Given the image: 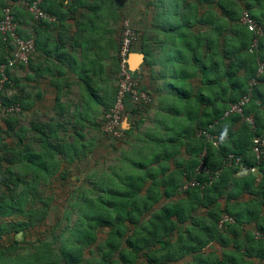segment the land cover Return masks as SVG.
I'll list each match as a JSON object with an SVG mask.
<instances>
[{
    "label": "trees",
    "instance_id": "1",
    "mask_svg": "<svg viewBox=\"0 0 264 264\" xmlns=\"http://www.w3.org/2000/svg\"><path fill=\"white\" fill-rule=\"evenodd\" d=\"M68 1H42V8L56 17L55 23L33 19L21 5L22 0H12L6 4L0 2L2 10L6 6L12 7L17 22H21V12L24 20L25 15H28L32 25L42 28L44 33L48 30L56 32L54 39L44 45L33 33H22L17 28L20 36L34 39L35 51L27 64L14 66L23 68L27 72L26 77L19 79L11 76L8 69V78L12 84L6 83L4 89H13L14 92L10 95L2 94L3 104L18 103L20 110L8 114L0 111V264H135L138 252L172 234L176 222L189 216L190 210L195 207L193 199L196 204L210 208L209 214L215 225L223 212L232 215L235 223H241L239 216L247 214L248 222L243 221V262L246 263L245 258L248 259L247 262L253 258L264 260V239L253 238L255 230L264 235V217L258 211L241 213L228 207L215 210V204L221 198L235 199L243 190L249 194L257 193L264 202V179L256 184L255 179L250 181L243 179L245 176L236 175L238 166L223 168L227 154L234 153L242 156L244 166H258L264 174V160L257 161L252 151L253 137L264 133V112L261 110L264 107V74L256 77V84L250 90V99L243 107V114L234 113L227 117L223 115L231 103L237 102L247 93L249 81L256 75L258 61L264 62V33L257 35L241 21L243 13L247 12L250 18L262 25L264 0L247 1L244 6L243 0H147L142 31L139 33L129 21L121 27L118 44L115 38L108 35L106 25L103 27L100 24L99 16L103 12V19L106 21L117 18L119 0ZM112 3L116 4L115 9ZM253 4H259L260 9L254 11ZM80 8L82 10L75 20L76 29L70 36V48L77 43L80 48L78 57H75V52L69 50L63 40V32L67 29L63 18H69V12H78L77 9ZM71 18H74L73 15ZM126 29L134 33V39H130L129 51L144 54L140 72H131L133 79L144 70L146 78H149V87L136 82L137 87L149 94L156 93L158 101L154 109V121L158 127L166 126L170 135L164 139L146 131L139 137L147 143V147L138 146L135 152L137 158H129L130 164L139 168L140 172L127 171L120 174L114 171L92 182L90 187H79L90 188L96 196L84 197L81 201L83 205L78 206L82 215L73 227L77 230L72 233V242L67 243L65 238L53 252L48 248V243L40 239V244L27 255L17 254L16 250L25 241L16 240L15 234L18 231H22L23 235L27 234L48 215L52 196L48 195L43 199L41 191L55 181L53 178L57 179L56 183H60L59 179L66 178L64 161L69 160L71 163L90 152L88 144L82 142V130L71 138L68 132L66 134L65 122L81 123L84 126L87 121L85 114L76 112L75 109L83 106L89 111L91 103V106H102L104 113H107L115 104L119 86L110 88V80L112 71L118 66L120 70L119 50ZM66 37L69 38V35ZM98 48L116 49L113 65L108 67L103 64L102 57L109 56V53L106 51L99 54ZM0 49V61L11 57L12 45L9 41H4L1 34ZM36 50L43 51L45 56L49 53L57 55V62L68 65L70 69L74 66L72 60L81 59L78 75L83 93L76 104H73L70 114L63 111L59 98L66 83L70 88L72 81L58 64L50 65L47 57L41 60L43 62L38 60ZM54 68L57 69L56 75ZM42 81L55 85L54 115L51 116V112L47 115V109L39 108L47 119H31L28 126L19 124V115L31 110L32 99L38 98L36 101L40 103V98L47 97V94L39 90L38 95H23L22 91L17 94L16 88L20 86L21 89H28L32 85L36 87ZM186 86L190 91L185 89ZM170 95L181 103L182 111L165 103ZM193 98L199 103L196 107L191 103ZM151 102L152 100L147 104L138 103L136 106H130L127 102L126 110L130 108L132 114L141 113V108H148ZM39 110L34 111V114L37 115ZM171 113L177 115L176 119L181 124H167L163 115ZM67 114L69 116L65 122L56 121V117L64 118ZM246 117L254 119L255 129L250 128ZM104 121L105 115L101 120V129ZM141 122V119L132 117V123L123 130L119 138L103 130L102 133L108 139L117 141L131 136L130 133H134V128ZM202 129L222 134L225 138L215 146L204 136L197 134ZM226 135L229 137L227 141ZM158 144L162 145V150L152 151L151 157L144 154L146 148L151 152V146ZM204 150L206 155L203 160L208 169L211 172L221 169L213 179L209 178L212 174L195 173ZM160 161H164L163 164L151 167V164ZM193 177L199 180V185L180 192V185ZM116 179L119 180L118 183L115 182ZM164 198H188L189 201L183 206L175 202L163 203ZM34 202H40V205L35 206ZM176 215L177 219L173 220L171 217ZM249 223H252L251 227L246 228ZM224 225H227V231L236 234L238 226L229 222ZM100 227L103 231L106 229V235L104 239L97 240ZM222 231L223 228L218 229L214 235L221 243L224 239ZM50 233L55 236V233ZM56 238L53 237L52 241H57ZM93 244L95 250L90 251V257H85V248H90ZM166 244L162 250L173 253L174 259L175 251L168 250L173 246L167 247ZM14 249L16 250L13 251ZM154 255L155 252L147 254L151 264L152 258L159 259L156 264L169 260ZM226 258L232 260L233 256L227 255Z\"/></svg>",
    "mask_w": 264,
    "mask_h": 264
},
{
    "label": "rangeland",
    "instance_id": "2",
    "mask_svg": "<svg viewBox=\"0 0 264 264\" xmlns=\"http://www.w3.org/2000/svg\"><path fill=\"white\" fill-rule=\"evenodd\" d=\"M146 1L147 0H119V7L116 8V11L119 13V15L117 16V18L114 19L111 18L109 21L103 19L104 14L103 12H101L99 16L100 19L99 22L100 24L103 25V27L106 25L105 28L108 30V35L115 38L117 44H118V40H120V38L118 37L120 35L121 27L122 26L124 27L129 21L133 25V27L136 30H138L139 33L140 31H142L143 23L146 19L145 16ZM250 1L254 2L255 0H249V2ZM112 6L113 9H115L116 4L112 3ZM25 20L28 26L31 27L33 23L28 15H25ZM16 23H17L16 29L17 28L20 29L19 23L17 21ZM51 23H55V21H51ZM125 31L126 30H124L123 33H125ZM26 33L31 34L32 32H30L29 29H26ZM20 37L30 38V37H22V36ZM103 46H105V44H103ZM135 46H138V44ZM115 52H116L115 48L112 50L110 49V54ZM140 67H142V65H140ZM13 68L15 67H11L10 71ZM139 69H137L136 72L139 71ZM54 74L56 75V70L54 71ZM120 75L121 74L118 66L117 69H114L112 71L110 88H117L120 85V81H121ZM135 76H136L135 79L136 82H139L140 85L148 86L149 78L148 79L146 78L144 70L143 72ZM185 89L187 91H190V88L188 86H186ZM25 90H27L29 94H32L34 92V90L30 88ZM13 92H14L13 89L9 91H7V89L6 91L5 89H3L2 94L5 95L9 93L10 95ZM149 95L152 102L148 108L147 107L145 108L143 106L141 108L142 112L135 114H132L129 108L126 113L127 114V119L125 120L126 128H128L130 123H132V117L137 118L139 120L141 119L142 122L136 125V127L134 128V133H130L131 136L129 135L125 136L117 141H112L108 139L102 133L101 120L105 114L102 106H95V105L91 106L90 103V108H88L89 111L85 110L83 106H80L79 108L75 109L76 112L81 111L82 114H85L84 116L87 121L84 123V126L80 125L81 123L77 124V123L65 122L69 116L68 114H70V110L65 111V113L68 112L66 117L64 118L62 116L56 117L57 122H63V121L65 122L66 125L65 129H67L66 134L68 132L71 138L76 136V132H80L82 130L81 131L83 133L82 142L88 144L87 149L90 152H87L85 156H82L77 160H73L71 163L69 162V160L64 161V168L67 173L66 178L63 180L59 179L58 182L60 183H56L57 179L53 178L55 181H53L51 185L48 186V188L45 187L44 188L45 190L41 191L42 192L41 195H43L42 196L43 199L52 196V200H50L48 206V215L41 224L34 226L33 228L30 229V231L27 232V234H24L22 236L21 239L24 240L25 242L22 245H20L21 247L19 250L14 249L13 251L16 250L17 254H23V256L27 255V253L32 251L35 247L38 246V244H40L39 243L40 239L46 241L48 243V248L50 250H53V252H55L58 249L61 242L64 241L65 238L67 240V243L69 241L72 242L73 241L72 233H75V231L77 230V229H73V227L77 223V219H79V217H81L82 215L78 206L83 205L81 201L84 200V197L96 196L95 192L91 191L90 188L79 189V187L81 185L89 186V184L91 185L92 182L98 180L103 175L107 173H112L114 171H118V173L120 174L127 171L140 172L139 168L134 167L133 165L130 164L131 158L133 159L137 158V153H135L137 147L140 145L147 147L146 145L147 143L140 140L139 137H142L146 131L149 132V134L154 133L155 136L164 139H166L170 135L169 132L166 131V126L163 127L162 125L158 127L156 125L153 114L158 99L156 93L154 92H151ZM165 103H170V105L172 106L174 105L181 111L183 110V106L181 105V103L178 102V100L173 99L171 95L165 99ZM191 103L195 104V107L199 104L197 100H195L194 98L191 100ZM41 112L42 111L40 110L37 111V115H35L34 112H27L25 114L21 113L19 115L20 118L19 124L28 126L29 123L31 122V119L40 120L39 119L40 117H42L43 119H47L45 116L41 114ZM49 112L50 111H47V115H50ZM176 116H177L176 114L171 113L168 115H163V118L167 121L168 125H171L172 123H176V122H177L176 124H181V121L176 119ZM180 120H182V117ZM151 147L153 148L151 152L147 148L144 150L145 155L147 156L150 155L151 157L153 155L152 154L153 152H159L160 150H162V145L160 144H158L157 146L153 145ZM163 162L164 161H160L159 163H153L151 164V167L152 166L155 167L156 165H161L163 164ZM148 164H150V162ZM246 178L248 179L249 177L247 176ZM115 182L118 183L119 180L116 179ZM34 205L35 206L40 205V202H34ZM231 210L233 209L231 208ZM101 230L102 227H100V229H98L97 231V240H100L102 237L101 233L103 232H101ZM50 232L55 233V236H53ZM53 237H57L56 238L57 241L55 242L52 241ZM253 238H255V240L264 239V238H256L254 235V231H253ZM4 244H6L5 240H4ZM94 247L95 246L93 244L90 248L88 247L85 248V252L87 249H88L87 254L90 251H94L95 250ZM5 254L7 253L5 252ZM12 254L14 255V253ZM252 260L253 259H250V261ZM244 261L247 262L248 259L245 258ZM258 261L264 263V260H258Z\"/></svg>",
    "mask_w": 264,
    "mask_h": 264
},
{
    "label": "crops",
    "instance_id": "3",
    "mask_svg": "<svg viewBox=\"0 0 264 264\" xmlns=\"http://www.w3.org/2000/svg\"><path fill=\"white\" fill-rule=\"evenodd\" d=\"M12 0H0V2H3L4 4L10 2ZM88 1V0H87ZM249 2V0H243V6L245 2ZM259 1V0H258ZM68 0H65V3H68ZM260 4V3H259ZM253 4V10H256L260 7V5ZM67 6V5H66ZM65 6V8H66ZM260 9V8H259ZM78 12H69V18L64 17L63 20H65L64 26H67V29L63 32V40H65V43L67 44V48L72 50L75 55V57H78L79 52V46L78 43L75 44L72 48L70 46L72 45V39L71 34L74 29H76L75 20L80 12V9H77ZM2 14V6L0 4V16ZM21 17V22L19 23L20 31L22 33H26V29H29L30 32H32L37 38L44 44L47 45V41L50 43L52 39L55 37V33L52 30H48V32H43L42 28L31 26L29 27L26 23V20L22 18L21 12L19 13ZM73 15V19L71 18ZM97 19V23H98ZM22 28V29H21ZM60 30V29H58ZM61 31V30H60ZM28 34V33H26ZM69 35V38L66 36ZM50 37V38H49ZM48 43V44H49ZM97 49V48H96ZM112 50V49H111ZM107 51V54L109 53V56L102 57L103 64L109 67V65L112 64L114 58L113 56L115 53L110 54V49H101L98 48L99 54H103ZM0 54H2V49H0ZM4 54V52H3ZM35 55L39 58L38 60H42L47 57V62L50 65L58 64L59 67L62 68V70L65 72L67 78H69L72 82L70 83V88L68 87V84L64 86L63 92L60 93L59 103L63 105V111H68L73 109V104H76V101L81 96L80 94L83 93V88L80 84V77L78 75V71H80L79 67L81 64V59L76 58V60H72L73 70L69 68L68 65L64 63L57 62L59 58L57 55H52L49 53L45 56V53L40 50H36ZM44 61V60H43ZM41 61V62H43ZM66 61V60H65ZM40 62V63H41ZM39 63V64H40ZM56 66V65H55ZM57 68V67H56ZM54 68V70L57 69ZM81 68V67H80ZM11 76H15L19 79L26 77L27 72L21 68V67H15L11 71ZM65 82V81H64ZM36 87L33 85L30 87V89H33L34 92L33 95H38L37 92L43 91L47 94V97H41L40 103L37 102L36 99H32L31 101V110L29 112H34L39 108H45L48 111L51 112V116L54 115V109H56L55 104V85L51 82H40V84H36ZM46 90V91H44ZM22 91V92H21ZM25 89H21L20 86L16 88V92L22 93L23 95H29L28 91ZM9 94V93H8ZM33 100H35L33 102ZM264 112V107L261 109ZM25 114V113H24ZM127 116V114H126ZM264 122V119H263ZM239 125V124H237ZM229 139L226 135V141ZM243 176V179L252 180L255 179V183L258 184L261 180L264 179V174L262 173L261 169L256 166V170L253 172H247ZM163 189V187L161 188ZM188 198H164L163 203H172L175 202L177 205L185 206V204L188 203ZM193 203L195 205L194 208L190 210L189 216H187L182 221L176 222V228L173 230L172 234L169 236H166L163 240L159 241L158 243H155V245L151 246L150 248H145L144 250L140 251L136 255L135 264H151L148 261L147 254L155 252L156 255L161 257L163 256L167 260L164 263L160 264H264L262 262H259L257 258H253L250 262H243V221L247 220V214L244 213V215L239 216V219L241 223H235L236 226H238L236 229V234H234L232 231H227V225L224 226L222 233L223 243L219 242L215 238L214 235H216V230L220 229L218 226V223L215 225L213 218L210 216L209 211L210 208L202 207L201 204H196V200L193 199ZM215 210H223L225 207H228V209L233 211H239L241 213L248 212V211H258L259 215L264 217V202L261 199V197L255 193V194H249L246 191H241L240 195L235 199H226L221 198L217 204H215ZM178 215L172 216L171 218L173 220L177 219ZM252 223H249L246 225V228H250ZM102 237L101 239H104L106 235V231L101 230ZM129 234H132V231L128 232ZM214 236V237H213ZM167 242V244H166ZM173 246L172 248H168L170 251H175V258L173 259V253H169L165 250H162V247L164 245ZM130 251H132L131 248H129ZM88 250V249H87ZM87 250L85 252V257H90L91 252L87 254ZM155 250V251H154ZM165 251V253H164ZM227 255L233 256V259H227ZM257 259V260H255ZM159 259L152 258V264H156V262Z\"/></svg>",
    "mask_w": 264,
    "mask_h": 264
},
{
    "label": "built area",
    "instance_id": "4",
    "mask_svg": "<svg viewBox=\"0 0 264 264\" xmlns=\"http://www.w3.org/2000/svg\"><path fill=\"white\" fill-rule=\"evenodd\" d=\"M44 0H22L21 5L26 9V11L37 21L47 20L56 21V17L47 13L41 6ZM241 21L243 24L247 25L249 30H253L257 35L264 33V23L257 24L252 18L249 17L247 12H244ZM17 23L11 6H6L2 10V16L0 18V34L4 41H9L12 45L13 51L11 57L7 58L6 61H0V111L5 113H12L20 110V105L15 104H3L2 102V91L6 83L12 84V81L8 78L7 71L11 67L20 64H27L30 56L35 51V41L32 37L21 38L17 33ZM134 39V33L130 29H126L123 37L121 38L119 55L121 57L120 61V85L117 92V99L113 107L105 113V121L102 124V129L104 132L111 133L118 138L122 136V129L120 127L121 118L123 112L126 109V103L128 102L130 106H136L138 103L147 104L151 101L149 93L138 89L136 81L133 79L132 73L128 67L127 57L130 53V39ZM264 74V62L258 61L257 71L255 77H252L249 81V89L246 94H244L237 102L231 103L224 111V117L230 116L231 114L237 113L243 114V107L249 102L250 90L252 86L256 84V77ZM132 108V107H131ZM251 129H255V122L252 117L245 118ZM199 136H204L208 142L213 145L218 146L223 140L224 136L222 134L210 133L208 129L199 130L197 133ZM252 151L254 157L257 161L264 160V133L258 136H254L252 139ZM206 155L205 150L201 153L200 162L195 170L196 175L200 174H212L209 176L213 179L219 175L221 169H216L210 171L206 166L203 157ZM238 166V171L242 167H247L242 164V156L234 153H228L224 159L223 167ZM248 172H253L256 170L254 166L247 167ZM236 172V175H237ZM199 185V180L196 177L187 180L185 183L180 185L179 191L183 192L190 187ZM233 217L224 214L222 215L219 225L224 222H232ZM259 235V233H257Z\"/></svg>",
    "mask_w": 264,
    "mask_h": 264
},
{
    "label": "water",
    "instance_id": "5",
    "mask_svg": "<svg viewBox=\"0 0 264 264\" xmlns=\"http://www.w3.org/2000/svg\"><path fill=\"white\" fill-rule=\"evenodd\" d=\"M128 67L130 71L135 72L137 69H139L140 65L144 62V54L142 52H131L128 55ZM126 110V109H125ZM127 119L126 113H123V116L121 118L120 127L121 129H126V123L125 120ZM248 172L247 167H242L240 171L237 172L238 176H243L245 173ZM23 233L22 231H18L15 234V239L20 241L22 240Z\"/></svg>",
    "mask_w": 264,
    "mask_h": 264
},
{
    "label": "clouds",
    "instance_id": "6",
    "mask_svg": "<svg viewBox=\"0 0 264 264\" xmlns=\"http://www.w3.org/2000/svg\"><path fill=\"white\" fill-rule=\"evenodd\" d=\"M131 53V52H130ZM129 53V54H130ZM127 60H128V57H127ZM130 70V69H129ZM132 72V71H131ZM123 113H127V110L125 111L124 110V112ZM103 130V129H102ZM124 130V129H123ZM122 130V131H123ZM125 136V135H124ZM230 167V166H229ZM231 167H233V166H231ZM255 168H256V166H254ZM224 168V167H223ZM224 214H227V213H222L221 215H220V218H219V220H218V226L220 227V229H222V228H224V226H226V225H224V223L222 224V225H219V221H220V219H221V217H222V215H224ZM229 215V214H228ZM230 216H232V215H230ZM233 217V216H232ZM229 223H231V224H235V218L233 217V221L232 222H229ZM257 233H259V235H257ZM254 235H255V237L256 238H264V235L260 232V231H258V230H255L254 231Z\"/></svg>",
    "mask_w": 264,
    "mask_h": 264
}]
</instances>
